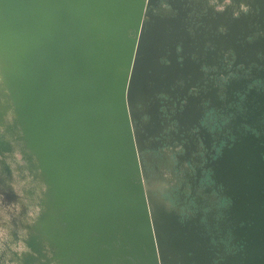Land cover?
I'll list each match as a JSON object with an SVG mask.
<instances>
[{"label": "water", "instance_id": "95a60500", "mask_svg": "<svg viewBox=\"0 0 264 264\" xmlns=\"http://www.w3.org/2000/svg\"><path fill=\"white\" fill-rule=\"evenodd\" d=\"M160 2L0 0V59L47 188L44 222L61 226L46 229L51 262L264 264L263 175H226L222 159L242 206L210 228L163 215L145 184L142 75L167 32Z\"/></svg>", "mask_w": 264, "mask_h": 264}, {"label": "flooded vegetation", "instance_id": "af4514ba", "mask_svg": "<svg viewBox=\"0 0 264 264\" xmlns=\"http://www.w3.org/2000/svg\"><path fill=\"white\" fill-rule=\"evenodd\" d=\"M217 3L223 10L210 0L153 7L167 32L142 75L149 86L145 184L181 227L210 228L242 206L223 185L222 159L226 175L236 165L240 176H264V0ZM241 4L249 11L234 15Z\"/></svg>", "mask_w": 264, "mask_h": 264}, {"label": "rangeland", "instance_id": "374dc122", "mask_svg": "<svg viewBox=\"0 0 264 264\" xmlns=\"http://www.w3.org/2000/svg\"><path fill=\"white\" fill-rule=\"evenodd\" d=\"M0 63H4V61L0 59ZM2 71L5 74L4 68ZM6 82L11 92L7 78ZM8 99H11V95L5 97L4 103L0 104V127L3 128V132H0V155L11 153L15 148H19L25 161L23 165H18L15 169L16 182L21 186L22 196L17 195L7 183L13 177V169L4 164L3 175L0 176V185H3L0 190L4 192V203L17 202L21 208L19 214H14L10 221L11 235L16 238L17 228L20 226L27 228L25 243L35 255L26 253L23 256V264H57L55 261H49L53 257L52 251L55 250L49 241L46 229H51L53 233L58 234L61 231V226L56 220L44 222L46 220L44 200L47 188L43 175L38 169V160L26 146L23 124L20 122L18 113L14 112L11 120L7 118ZM0 163L3 162L0 161ZM29 209L38 210L34 218L27 217ZM55 218L58 219V215ZM29 219L32 220L30 224L27 223ZM49 251H51V255H49Z\"/></svg>", "mask_w": 264, "mask_h": 264}, {"label": "clouds", "instance_id": "9594fccd", "mask_svg": "<svg viewBox=\"0 0 264 264\" xmlns=\"http://www.w3.org/2000/svg\"><path fill=\"white\" fill-rule=\"evenodd\" d=\"M210 3L216 5L218 10H223L224 5L218 4L217 0H210ZM248 12L249 7L241 4L240 8L237 9L233 14L238 16L240 12ZM6 64L0 63V104H3L5 97H10L11 92L6 82V77L2 69ZM9 109L7 113V118L12 119L15 112V102L11 99H8ZM0 132H3V128L0 127ZM0 176L3 175V166L7 164L11 169H13V177L8 180V185L12 188L17 195L22 196L21 186L17 183V175L15 169L18 165H23L25 163L23 158V153L19 148H15L11 153H4L0 155ZM3 188V185H0V189ZM21 208L20 204L17 202H10L9 204L4 203V192L0 190V264H23V256L28 253H32L31 249L25 243L27 238V228L20 226L17 228V237L14 238L11 235L12 225L10 221L14 214H19ZM38 210L29 209L27 212V217L34 218ZM27 223H32V220H27ZM49 251V255H51ZM77 256L74 254L71 259V264H76Z\"/></svg>", "mask_w": 264, "mask_h": 264}, {"label": "bare ground", "instance_id": "6f19581e", "mask_svg": "<svg viewBox=\"0 0 264 264\" xmlns=\"http://www.w3.org/2000/svg\"><path fill=\"white\" fill-rule=\"evenodd\" d=\"M239 171V170H238Z\"/></svg>", "mask_w": 264, "mask_h": 264}]
</instances>
